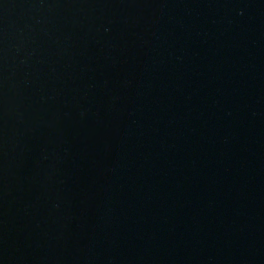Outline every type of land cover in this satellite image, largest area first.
I'll list each match as a JSON object with an SVG mask.
<instances>
[{
  "label": "water",
  "instance_id": "obj_1",
  "mask_svg": "<svg viewBox=\"0 0 264 264\" xmlns=\"http://www.w3.org/2000/svg\"><path fill=\"white\" fill-rule=\"evenodd\" d=\"M0 264H264V0H0Z\"/></svg>",
  "mask_w": 264,
  "mask_h": 264
}]
</instances>
